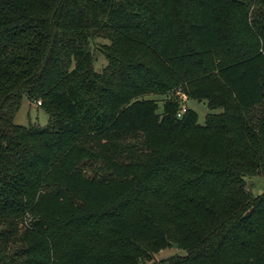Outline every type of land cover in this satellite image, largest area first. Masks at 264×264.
I'll list each match as a JSON object with an SVG mask.
<instances>
[{"label":"trees","instance_id":"16d2710c","mask_svg":"<svg viewBox=\"0 0 264 264\" xmlns=\"http://www.w3.org/2000/svg\"><path fill=\"white\" fill-rule=\"evenodd\" d=\"M254 176L264 0H0V264H264Z\"/></svg>","mask_w":264,"mask_h":264},{"label":"rangeland","instance_id":"374dc122","mask_svg":"<svg viewBox=\"0 0 264 264\" xmlns=\"http://www.w3.org/2000/svg\"><path fill=\"white\" fill-rule=\"evenodd\" d=\"M103 42V41H102ZM97 60L95 62L96 69L98 71H103L107 67V60L106 57L103 55L102 52H98ZM151 98L159 99L160 110L162 109V99L164 98L161 95H151ZM25 99L22 102V105L18 111V115L16 117V123L21 124L24 126H46L49 123L50 115L46 113L36 102H31L30 99L25 96ZM186 106L188 108H192L197 111L199 115V123L205 124L206 116L211 111L208 108L207 103L199 102L193 99L187 101ZM248 185L253 191L254 194H261L264 192V177L263 176H254V178L248 179ZM182 252L177 250L176 248H169L163 250L160 254L157 255L158 260H163L169 258L171 256H176Z\"/></svg>","mask_w":264,"mask_h":264},{"label":"built area","instance_id":"2783aa9c","mask_svg":"<svg viewBox=\"0 0 264 264\" xmlns=\"http://www.w3.org/2000/svg\"><path fill=\"white\" fill-rule=\"evenodd\" d=\"M180 98L183 102H186L187 101V96L183 93L180 94ZM186 109L183 108V110L180 112L179 116L182 115V113L185 111Z\"/></svg>","mask_w":264,"mask_h":264}]
</instances>
